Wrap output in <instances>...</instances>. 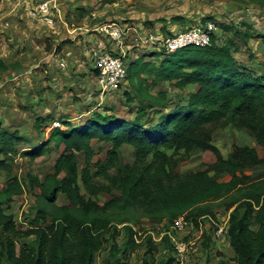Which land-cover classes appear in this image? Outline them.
I'll use <instances>...</instances> for the list:
<instances>
[{
    "label": "trees",
    "instance_id": "trees-1",
    "mask_svg": "<svg viewBox=\"0 0 264 264\" xmlns=\"http://www.w3.org/2000/svg\"><path fill=\"white\" fill-rule=\"evenodd\" d=\"M240 1L264 6V0ZM233 32L244 42L252 37L264 42V34L254 33L250 26ZM237 50L236 39L229 38L207 46L191 44L171 52H151V60L146 55L132 60L128 81L140 99L134 118L94 110L82 123L61 120L67 127L63 129L62 124L54 125V117L38 114V141L19 129L0 125V169L6 176L0 188V264H94L106 245L105 264H125L139 249H144L143 264H174L168 237L155 241L142 227V219L172 221L185 214L197 224L200 216L215 214L218 200L230 210L233 264H264V172H245L264 165V156L248 144H235L226 156L213 143L215 127L231 124L248 129L264 145V74L241 62L235 56ZM7 67L0 61L1 69ZM163 81H174L180 89L197 84L198 89L186 102L172 105L167 91L156 95L149 91ZM147 108L159 113L156 121L149 122ZM94 140L112 144L105 160H94ZM21 142L27 144L23 150L18 147ZM52 143L58 150L63 147L53 173L41 180L32 173L19 177L14 172L17 154L32 160L51 151ZM125 144L135 148L132 164L120 160L119 149ZM196 149L211 150L215 161L206 169L176 172L179 162ZM78 152L85 154L83 168ZM98 175L106 182L97 181ZM28 188L39 189L36 213L31 225L22 228L10 207L15 196ZM114 190L121 193L114 195ZM100 193L110 198L100 203L96 199ZM61 194L68 203H57ZM47 217L51 218L48 222ZM122 229L120 243L117 238ZM31 236L18 248L21 239ZM208 239L205 250L210 248ZM160 245L166 251L157 259ZM200 264L210 263L203 260ZM216 264L229 261L222 257Z\"/></svg>",
    "mask_w": 264,
    "mask_h": 264
},
{
    "label": "rangeland",
    "instance_id": "rangeland-1",
    "mask_svg": "<svg viewBox=\"0 0 264 264\" xmlns=\"http://www.w3.org/2000/svg\"><path fill=\"white\" fill-rule=\"evenodd\" d=\"M14 1V2H13ZM41 0H34L37 4ZM66 0H59L60 5ZM85 2V7L97 9V16L89 15L85 23L92 25L94 22L102 20H120L132 19L143 26L141 30L154 29V25L164 27L162 30L170 34L185 29L187 26L197 23L206 16H213L217 19L220 30L221 41L229 38L236 39L241 42L238 45V58L244 59L243 53L254 62L256 57L264 58V42L261 38L252 37L251 45L242 41L233 30H245L247 26L251 27L254 33L264 34V6L256 3L244 2L240 0H79ZM33 5V4H32ZM10 7V8H9ZM3 14L7 18V24L0 30V61L4 62L8 67L6 69L0 68V125L9 130L19 129L26 135L40 140L35 129L36 116L38 114L43 117L50 113L55 120L61 122L62 118L72 120V122L84 121L86 114V107H90L91 111L104 110L105 112L115 113L118 116L125 118H134L140 107V99L138 94L131 88L130 81L125 85L122 91L115 94H108L101 105L96 103L85 102L77 94H71L78 90L68 89L75 87L78 84L80 70L77 67L61 70V76L67 79H72L74 83H62L61 76L58 72L50 73L46 62L43 59L47 58L46 53L50 50H57L56 35L52 32L53 28L48 27L41 21L31 19L27 15L25 6L22 10L15 8V0H2L0 6V15ZM225 26H232L233 30L227 29ZM235 27V28H234ZM161 30V29H160ZM50 32V33H49ZM52 33V34H51ZM59 41V40H58ZM63 43V42H62ZM246 44V46H244ZM56 48H55V47ZM59 50V49H58ZM135 50V49H134ZM148 56L150 55V49ZM144 51V50H140ZM59 50L56 54H61ZM134 51L128 56L129 63L131 60L137 59L142 54ZM57 57V56H55ZM66 59V58H65ZM67 60V59H66ZM148 60V59H147ZM151 60V58L149 59ZM255 71L258 74H264V64L257 63ZM70 81V82H72ZM151 81V80H149ZM61 83V84H59ZM163 83V84H162ZM168 93V100L172 105L176 102H186L190 93L195 91V86H186L180 89L175 82L163 81L160 82ZM125 89V90H124ZM158 87L152 86L149 90L152 94H158ZM154 90V91H153ZM125 92V93H124ZM79 93V92H78ZM128 93V94H126ZM94 96V93H91ZM155 94V95H156ZM69 97H73V105L69 104ZM80 98V100L78 99ZM60 101V102H58ZM65 102V105L63 103ZM80 103V104H79ZM77 105V106H76ZM63 108H60V107ZM154 109V108H153ZM152 108H147L149 122L156 121L159 113H154ZM85 110L86 112H83ZM58 117V118H55ZM48 122H52L51 119ZM62 124V123H61ZM67 128L66 125H62ZM45 131V130H44ZM48 134V130L44 133V138ZM49 135V134H48ZM213 143L217 145L224 155L229 154L235 144H248L254 146L261 156H264V145H261L254 134L246 128L228 125L222 127L216 126L213 133ZM51 151L33 158L18 155L16 156L14 172L19 177H25L28 173L38 176L41 180L54 172V166L59 156V150L55 148V144H50ZM95 149L94 160L99 158L105 160L107 158L108 150L112 144L93 141ZM19 149L23 150L27 144L23 142L18 144ZM120 160L123 164H132L135 161V148L131 145L125 144L119 149ZM79 165L81 168L85 165V154L78 152ZM215 156L212 151L196 149L188 156H185L176 167L175 171L183 174L192 170L206 169L209 163H212ZM96 168L93 169V172ZM112 173L115 170L111 171ZM251 175H258L264 172V166L248 168L245 171ZM230 176H223V179H229ZM97 181L106 182V179L98 175L95 177ZM5 171L0 169V188L5 184ZM39 192L38 188L29 189L22 195L15 196V202L12 203L10 211L14 213L17 224L22 228H27L31 225L32 219L35 216V195ZM86 193V190H83ZM121 191L114 190V195H119ZM110 198L106 193H100L96 199L100 203H104ZM220 200L216 201L214 210L215 213H220L222 216L225 208L220 204ZM58 204L68 203L61 194L57 200ZM51 218L47 217V221ZM171 221L169 220H148L142 219V227L146 231H150L156 237L163 238L164 229L169 227ZM35 224L41 225L42 221H37ZM144 229V228H142ZM152 235V234H151ZM34 236L27 237L20 240L18 248L23 242H29ZM124 239V231L118 236L117 240L121 243ZM158 239V242L161 241ZM160 245L159 251L155 256L157 259L162 258L166 249ZM108 248L106 245L98 252L95 257L94 264H105L108 256ZM222 251V252H220ZM144 256V249L131 253L130 259L125 264H143L142 258ZM195 257L201 260H208L210 264H216L220 258L224 257L233 264V251L231 248L220 250L216 247L207 250L202 247L195 254ZM197 259L193 260L191 264H195ZM196 264H200L199 262Z\"/></svg>",
    "mask_w": 264,
    "mask_h": 264
},
{
    "label": "built area",
    "instance_id": "built-area-1",
    "mask_svg": "<svg viewBox=\"0 0 264 264\" xmlns=\"http://www.w3.org/2000/svg\"><path fill=\"white\" fill-rule=\"evenodd\" d=\"M1 4L2 0H0V6ZM26 9L31 19L41 21L50 28H54L57 21L61 20L60 9L54 0H42L34 6H26ZM5 24H7V18L1 14L0 30ZM97 29L103 35L91 42L88 50L89 62L99 79L100 101L108 94L122 91L128 84V56L132 49L130 44L134 41L139 48L150 49V53L171 52L191 44L207 46L213 40L223 42L218 33L220 26L217 19L207 16L172 34L156 32L153 29H147L141 33L137 31L133 34L131 27H123L116 21H105ZM59 64L64 71L74 68L65 58H61ZM54 125H61V123L57 121ZM222 214V216L220 213L204 214L198 218L197 224L188 219L185 214L170 222L169 227L164 229L163 238L167 236L173 245L174 264H191L195 259L197 263H202L203 260L198 259L194 254L203 247L207 237L210 248L216 247L220 250L231 248L230 210H225ZM148 233L152 234L155 241L161 240L160 236L156 237L150 231Z\"/></svg>",
    "mask_w": 264,
    "mask_h": 264
},
{
    "label": "crops",
    "instance_id": "crops-1",
    "mask_svg": "<svg viewBox=\"0 0 264 264\" xmlns=\"http://www.w3.org/2000/svg\"><path fill=\"white\" fill-rule=\"evenodd\" d=\"M54 2L57 4L58 8L60 9L61 20L57 21L56 25L52 29V32L56 35V39H55L56 44H57L56 46L62 53L56 54L57 51H59L58 49L57 50H55V49L50 50L49 52L46 53L47 58L43 59V62L47 63V66H48L47 70H49L50 73L55 74V71H56L61 76L63 73H60V72L63 69L60 67L59 62H60L61 58H66L70 64H72L74 67H77L78 70H80L79 79L77 81V83L78 82L79 83L75 84L77 86H75L73 88L71 86H73L74 84H70L67 87L68 89L71 88L72 90H78L79 93L76 91H73L71 94H73V95L77 94L83 100L85 99V102L89 103V101H91L90 103H92V104L94 103V105L99 102L98 105H101L102 101L99 100V98H100V95H99V93H100L99 92V79H98V75L96 74V71L92 68L91 63L89 62V50H88L90 43L93 42L97 37L103 35L100 31H98V29H97L98 26L105 21H116L123 27H131L134 31L133 34H136L137 31L139 33L143 32V30H141L143 26H140V23H137V22L133 21L132 19H120V20H112V19L109 20L108 19V20H102V21L94 22V23H92V25L89 23V25H88L85 23V20L87 21V18L89 17V15H93L94 17H96L97 16V9L85 7V2L79 1V0H66L65 2H63L62 5H60L59 0H54ZM30 5L31 6L36 5L34 3V0H15V8H17L18 10H20V9L22 10L23 6H25V8H26V6L29 7ZM26 11H27V9H26ZM27 15H28V12H27ZM154 26H155L154 29H157V31H159L161 33L164 32L163 31L164 27H158V25H154ZM164 33H168V32H164ZM137 35H139V34H137ZM250 40H252V38H250L248 40V42H247L248 45H251ZM237 44L239 46H241V42H237ZM244 46H246V44H244ZM130 47L132 49L129 51V55H130V53L137 51L138 53H140L142 55H146L147 56L146 59H150V56H148V53H149L148 50L145 48H139L136 41H134V43H131ZM140 50H144V51L142 52ZM238 54H239V51L237 50V52L235 53V56L237 58H238ZM55 56H57V57H55ZM243 56H244V59H239V58L238 59L249 67L256 68V65H258L257 63H262V65L264 64V58H262V57H256L254 59V62L252 63L251 61L253 59L251 60L248 57V55L246 56L245 53H243ZM64 76L60 77L62 80V83H65V84L66 83L67 84L74 83L72 81V79H67V82H65ZM70 81H72V82H70ZM172 82H174V81H172ZM59 84H61V83H59ZM162 84H159L160 89H157V90L160 91V90L164 89L162 86H160ZM190 85L195 86V90L198 89L197 84H190ZM151 89H152V86L150 87V90ZM91 93H94V96ZM154 94H156V93H154ZM80 98H78V99L80 100ZM68 99H69V104L74 106L72 104L73 103V97H69ZM58 102H60V101H58ZM63 105H65V102L63 103ZM60 108H63V107L61 106ZM82 111L83 112L87 111V113H88V115L86 114V117L84 120H87L92 114L91 108L88 106L86 107V111L85 110H82ZM47 115H50V113H48ZM50 116L54 117L53 115H50ZM55 118H58V117H55ZM64 119L65 118H62L61 120H64ZM65 120H71V119H69L67 117V119H65ZM57 121L58 120H54L53 123L57 122ZM74 123H78V122H74ZM79 123H82V122L80 121ZM63 129H65V128H63ZM48 131H49V128H48ZM48 136L49 135L47 134L44 139H46ZM62 149H63V147H61V149L59 150V155H60V152ZM206 151H209V150H206ZM214 156H215V154H214ZM215 159H216V157H215ZM215 159H214V161H215ZM259 166H264V165H259ZM256 167H258V166H256Z\"/></svg>",
    "mask_w": 264,
    "mask_h": 264
}]
</instances>
